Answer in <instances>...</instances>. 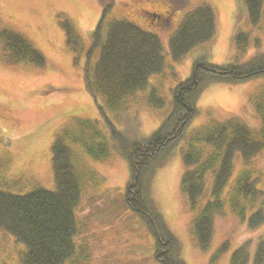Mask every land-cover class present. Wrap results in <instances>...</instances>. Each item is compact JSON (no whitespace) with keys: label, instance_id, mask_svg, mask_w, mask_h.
Returning a JSON list of instances; mask_svg holds the SVG:
<instances>
[{"label":"rangeland","instance_id":"rangeland-1","mask_svg":"<svg viewBox=\"0 0 264 264\" xmlns=\"http://www.w3.org/2000/svg\"><path fill=\"white\" fill-rule=\"evenodd\" d=\"M99 1L0 0V28L20 33L45 59L43 67L15 63L0 39V191L13 195L36 188L54 191L52 150L56 137L63 130L72 136L76 128L81 129L84 143L92 146L98 140L95 152L98 154L100 144H104L106 155L93 159L85 153L84 162L74 161L80 170L81 187L74 211L75 256L67 264H158L153 259L154 243L147 226L124 205L131 171L119 143H141L159 131L172 111L174 87L191 77L194 65L245 66L264 55V2L261 16L252 24L244 0H115L104 20L123 19L157 36L163 59L160 75H151L154 77L145 88L123 94L116 103L101 93L99 85L93 90L97 83L93 71L84 78L85 54L69 51L61 26L69 22L89 45L102 17ZM203 5L215 15L214 36L176 63L170 57L169 39L186 13ZM155 14L161 17L159 21ZM96 57L89 64H94ZM198 71L211 74L202 68ZM201 91L195 116L182 138L171 146H177L171 158L170 150H165L166 164L155 171L149 197L176 241L181 264H231L238 251L241 258L236 264H254L258 247L264 250V152L247 161L234 157L228 181L232 184L243 172L255 181V188L261 192L262 221L250 228V216L241 220L225 207L215 215L205 246L195 238L194 221L202 206L198 204L210 192V182L206 181L197 200L198 208L192 210L187 195L180 190L187 168L181 159L191 143L202 158L213 156L199 141L205 127L233 120L258 132L262 124L255 104L261 95L264 104V78L213 82ZM78 150L75 148L76 153ZM25 252L23 244L0 231V264H20Z\"/></svg>","mask_w":264,"mask_h":264},{"label":"trees","instance_id":"trees-1","mask_svg":"<svg viewBox=\"0 0 264 264\" xmlns=\"http://www.w3.org/2000/svg\"><path fill=\"white\" fill-rule=\"evenodd\" d=\"M244 1L250 22L257 23L264 0ZM99 3L102 17L91 34L89 45H85L83 38L75 33L69 22L64 21L61 26L67 36L65 41L69 51L85 54L84 78L87 79L89 72L93 71L92 74L97 79L93 90L99 85L101 93L113 102L123 94H131L136 89L144 88L147 78L160 73L163 59L160 57V41L156 36L123 19L104 20L115 0H100ZM212 12L210 7L203 5L187 13L169 39L170 57L174 62H179L196 45L207 44L212 40L215 30V15ZM0 39L4 41L6 50L15 63L44 66L43 56L20 33L0 28ZM95 55L97 57L94 64H89ZM201 68L213 75L199 72ZM257 77L264 78V55L253 58L245 66L229 65L219 68L194 65L191 77L174 87L172 112L159 131L141 143L129 146L119 143L131 171V182L128 183L124 205L148 227L157 241L155 245L160 252H164L162 255L167 259L165 264H174L173 256L175 264L181 263L176 241L149 197V182L155 171L165 164V150H170L172 144L182 138L183 131L195 116V103L204 86L213 82L240 83ZM255 105L262 124L258 132L250 130L244 124L233 123L232 119V123H217L205 127L204 134L199 139L201 144L208 146L206 151H212V157L202 158L193 143L188 145L189 151L183 156V163L188 170L181 177L180 189L187 195V202L192 210L199 203L197 200L206 181L210 182V192L205 202L200 203L202 206L194 221L195 238L198 237L203 246L209 241L215 215L225 207L234 216H241V220L250 216V228L258 226L262 221L263 206L258 200L261 192L255 188V181L249 178V174L243 172L232 184H228L234 168V157L238 155L247 161L251 156L264 152L262 95L256 98ZM87 128L89 130V126ZM76 131V134L68 136L67 131L63 130L53 144L54 191L36 188L24 195L0 191V231L8 233L26 248L20 264H67L75 256L73 237L77 228L74 211L81 186L80 170L76 168L74 161L84 162L85 153L93 159L96 155L99 158L106 155L104 144H100L97 154L93 143L89 146L84 143V138L81 139V129L76 128ZM75 148L79 149L77 153ZM224 188L227 189L225 195ZM256 202L260 205L256 206ZM253 210L257 211L251 214ZM239 254L238 251L231 257V264L239 262ZM255 258L254 264H264L262 247H258Z\"/></svg>","mask_w":264,"mask_h":264},{"label":"flooded vegetation","instance_id":"flooded-vegetation-1","mask_svg":"<svg viewBox=\"0 0 264 264\" xmlns=\"http://www.w3.org/2000/svg\"><path fill=\"white\" fill-rule=\"evenodd\" d=\"M158 19H160V18H158ZM162 254H164V253L161 252V255H162ZM156 261H157V263H159V264H165L166 259H165V258H158V257H156Z\"/></svg>","mask_w":264,"mask_h":264}]
</instances>
